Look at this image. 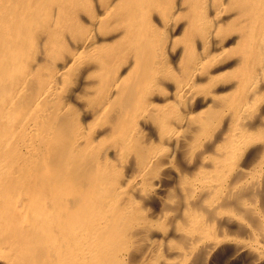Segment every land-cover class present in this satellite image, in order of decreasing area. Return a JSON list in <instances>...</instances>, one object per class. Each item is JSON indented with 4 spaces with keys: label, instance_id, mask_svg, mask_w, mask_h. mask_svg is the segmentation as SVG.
Masks as SVG:
<instances>
[{
    "label": "bare ground",
    "instance_id": "6f19581e",
    "mask_svg": "<svg viewBox=\"0 0 264 264\" xmlns=\"http://www.w3.org/2000/svg\"><path fill=\"white\" fill-rule=\"evenodd\" d=\"M14 1L0 0V25L5 24L6 15L10 14L12 5L15 9L18 7L20 0H17V4ZM113 1H110L112 3L108 1L104 6L101 17H99L100 13L98 16H94V14L90 18L87 17L89 26L84 38L75 44L74 49L72 48L73 51L69 56H66L67 58L63 62L49 63L52 68L42 71L43 86L29 109L19 115V118L12 117L10 109L14 103L25 96L28 82L38 69L37 67H40L42 56L39 55L36 60H34L35 58L32 61L29 60L25 75H21L20 70L12 71L14 72L11 74L13 86L0 111V128L4 131L0 133V193L6 189L2 187L5 183L4 179L11 174H23L29 178L43 172L38 168L39 160L44 153L43 142L51 134L57 117L52 119L53 122L50 123L48 129L43 128V118L52 109L47 101L59 99L55 106L57 114L64 112L72 102H78L77 97H71L73 92L70 93L72 95L68 93V90L66 92L67 85L72 82L70 79L67 80V76L69 78L68 74L75 66L77 68L84 65L89 52L90 54L97 53L98 49L104 45V41L108 40L98 37L97 28L102 18L114 10L113 3L116 0ZM227 1L198 0V8L196 5V10L193 11L194 17L200 29L205 33L199 39H197L198 36L196 38L200 40L199 44H202L197 57L188 68L186 76L174 83L173 91L167 93L162 99L163 104L155 103L158 98L155 99L150 94L145 98V102L142 99L144 104L138 109L133 106L135 112L130 121L132 125L126 126L124 131L116 133L115 144L97 146L95 141L96 134H98L97 136L107 135L110 137L109 129L98 125V118L102 110L109 107L112 97L119 92L120 76H117L111 83L109 95L101 103L100 109L94 110L93 113L88 110L83 111L84 116L90 114L89 117L92 120L90 119V122L81 120L79 125L75 126L74 140L69 151V164L73 157H83L99 148L103 150V155L99 160L102 180L93 184V189H91L93 191L86 194L80 193V197L84 198V205L81 208V212L84 214L82 219L80 215L76 217L80 212L75 213L69 209L68 204L72 195L79 196V194L66 181H64L65 183L60 180L59 182L55 181L53 197L56 199V205H53V202H50L51 206L48 205L53 210V217L46 214L48 207L43 210H40L42 207L33 209L37 211L34 214V226L37 225L43 229L42 231L36 228V233L41 239L53 236L52 241H55L50 250V259L53 262L58 264L59 261H61L60 264H101L97 261L99 256L108 255L117 249L122 252L118 247L119 241L122 238H130L134 245L143 247L145 253L142 251L144 258L141 263H139L140 260L135 261L130 257L129 264H215L217 259L222 256L223 251L228 248H234V251L227 253L225 257V260H229L227 263L231 260L238 264L244 261L248 264L249 262L250 264H264V21L262 23V18L260 22L257 21L258 15L262 13L264 15V0H254V3L249 7V12H253L252 22L249 24L250 28L247 34L244 35L247 38L245 44L251 47L255 53L254 63L248 64L249 54V56L240 57L236 62L229 64L232 66L233 64L236 66L242 64V68L243 65H249V67H245L249 72L243 74L240 79L227 82L228 84L222 88L221 83L217 82L219 77L214 74L225 67L222 58L227 47L231 43L239 42L237 41L239 38L244 40L243 35L239 33L232 36L226 44L217 42V31L225 19ZM149 2L151 1L149 0ZM64 3L59 6L61 2H54L56 4L54 6L57 9L68 8ZM140 4L136 3L135 5L140 6ZM139 6L138 9L141 10V6ZM259 6H261V12L258 10ZM181 7L183 8L182 5L178 8ZM138 9L135 11L139 13L137 15L139 19L143 9L140 12ZM150 11L149 14L152 12ZM177 11V6L172 7L162 22L160 21V25L158 24L160 27L150 23V20V26L151 24L153 26H151L152 33H161V30L170 31L174 28ZM72 13L73 11L69 12L74 16ZM66 15V19L72 18V16ZM143 17L141 15V18ZM254 17L257 19L256 23L253 21ZM75 18L71 20H75ZM47 27L45 25L44 31L32 38L33 43L36 44L35 51L39 48L38 44L46 41L49 34L51 35L52 30ZM131 29L126 31H131ZM148 32H151V29ZM133 35L135 34L133 33ZM134 39L136 40V38ZM133 41H129V43L132 44ZM213 43H215V48L209 50L207 46ZM165 51L166 49L160 46L158 51L153 52V62L155 61L156 66L158 60L165 56ZM17 56L18 59L21 57L19 52ZM207 65H212L215 69L205 72ZM242 68L243 71L244 68ZM153 78L142 84L143 90L147 93H151V89L154 87L161 88L168 83L162 75ZM207 79L213 82L212 91L206 96H199L198 84L201 80ZM86 87L88 89L86 92L92 93V89ZM226 90L228 93L230 91L231 95L222 103L219 97ZM195 100L199 102L196 107L192 104ZM137 105L139 106V104ZM203 106L209 107L211 113L218 110V117L213 120L206 117L202 122L192 121L193 117L198 116L197 109ZM151 111L157 112L160 116L158 133L145 138V143L150 146V151L144 162L136 169L131 170L129 169L132 163L131 157L130 159L127 157L131 139L134 135L138 136L143 133L147 126L151 125L147 119V115ZM88 133H92L91 138L86 136ZM60 142L62 139L55 145L56 150L61 146ZM56 155H53V162H55L53 170L59 174L56 167L59 154ZM177 155L180 156L179 158L182 157L185 169H180L176 165L174 158ZM120 171L126 172V176L117 182L116 176ZM71 172L68 174L76 176L78 174L77 170L73 172L77 174ZM63 173L65 171L60 170V174ZM111 174L115 175L117 181L116 179L113 181L114 177L111 178ZM49 175L51 176V174ZM106 177L111 179L108 180ZM68 187L71 189L70 193H68ZM91 195L97 196V198L94 199ZM154 197L159 199L165 207L160 211H154L151 216L153 219L163 221L165 229L155 228L152 223L121 226V224H125L128 215L136 210L144 211L149 206L151 207ZM97 199L102 202L99 204L100 206L94 205ZM89 200L94 203L88 202ZM64 205L68 210H65ZM64 213L69 215L68 219L66 215L67 222L58 221V217H64ZM29 215L31 216V213ZM113 216L118 224L116 234H108L107 231L103 233L102 229ZM81 220H85V224ZM33 223L30 222L31 225ZM237 229H241L242 232H238ZM58 232L62 237L61 243H58L56 238ZM106 234L108 235L106 236ZM100 236L103 237L101 238L104 243L102 250L105 253L96 249L95 241L97 242ZM23 247L25 248V246ZM246 256H251L252 261L250 259L249 262H246ZM106 264L117 263L107 262Z\"/></svg>",
    "mask_w": 264,
    "mask_h": 264
},
{
    "label": "rangeland",
    "instance_id": "374dc122",
    "mask_svg": "<svg viewBox=\"0 0 264 264\" xmlns=\"http://www.w3.org/2000/svg\"><path fill=\"white\" fill-rule=\"evenodd\" d=\"M108 1L109 3H112L110 1L113 0H20L16 9L12 5L10 14L6 15L7 19L5 20V24L0 25V111L13 86L11 74L14 72L12 71L20 70V74L25 75V73H27L26 70H28L27 64L29 63V60L32 61L33 58L36 60L39 58V55L42 56V59L40 60V67H37L38 69L33 74L30 82H28L27 92L24 94L25 96L14 103L10 109L12 117L19 118V115L29 109L30 105L33 101H35L34 99L36 98L37 93L43 86V82L41 81L42 71L50 70V68H52L50 67V64L63 62V60L67 58L66 56H69V54L73 51L75 44H78L79 41L81 42L84 38L86 29L89 26L87 17L90 18L91 15L95 14L94 16H98V13L101 14L102 9ZM138 1L134 0V3L133 0H116V2L114 0V10L108 16L102 18V21L99 23L97 28L98 37H104L108 40L104 41V45L98 49L97 53L90 54L89 52L87 54V62L85 60L83 65L84 67L78 66L76 68L75 66V68L71 69L70 72L68 71L69 78L67 76V80L70 79L72 82L67 85L66 92L69 91V94L73 92V95L70 94L72 95L71 97H77L78 102L81 101V105L80 103H76L74 101L64 112L57 114L55 106H57L59 99L55 101H47L48 105L52 109L49 111L48 115H46L47 117L45 116L43 118V128L48 129L50 127V123L53 122L52 119L56 116L57 117L55 118L56 121L51 134H49L43 142L45 145L43 149L44 153L41 155L38 165V168H40L43 172L35 174L29 178H26L23 174H11L9 177L4 179L5 183L2 187H5L6 189L0 193V202L3 201L0 203V264H58L50 259V250L52 249V244H55V241H52L53 236H46L41 239L35 231L36 228L42 231L43 229L40 226H34V214H36L37 211L33 209L42 207L40 210H43V208H47L48 205L51 206L50 202H53V205H56V199L53 197L55 192V181L59 182L60 180L62 183L66 181L68 182V185L79 194V196L72 195L70 203L68 204L69 209L75 213L80 212L76 215V217L80 215L82 219L84 214L81 212V208L84 205V198L80 197V193L86 194L87 192L93 191L91 190L93 189V184L99 183L100 179L102 180L99 169V160L103 155V150L99 148L85 154L83 157H73L71 164H69V151L74 140L75 126L79 125L81 120L82 122L84 120L85 122H90L92 120V118L89 117L90 114H85L84 116L83 111L88 110L90 113H93L94 110L97 111L100 109L101 103L109 95V89L112 85L111 83L117 76H120L121 84L119 92L112 97L109 107L102 110L98 118V125L102 128H108L110 131L108 135L110 137L107 135L97 136L98 134H96L95 141L97 146H107V144L110 143L115 144L114 137L116 133H120V131L125 130L126 126L130 127L132 125L130 121L131 118H133L132 116L135 112L134 110L144 104L145 98L152 94L153 98H158V100H155V103L163 104L162 99L167 93L173 91L174 83L180 81L186 76L188 68H190L193 60L197 57L199 49L202 47V44H199L200 40L197 39L205 33L200 29L194 17V12L196 10L195 6L197 5L196 7L198 8V0H150L151 2L147 0L148 3L146 0ZM54 2H61L59 6L65 2L68 8L64 7L57 9L56 6H54L56 5ZM117 2L120 4H116ZM227 2V11H225L224 17L225 19L217 31V42L218 44H226L231 40L232 36L235 34L238 35L239 33L243 35L244 40L239 38V40H237L239 42L231 43L229 47H227V51L222 58L225 67L223 70L214 74V76L219 77L217 82L221 83L222 88L228 84L229 81L238 78L240 79L243 77V74H248L249 71L245 67H249L250 64L254 63L255 58L253 49L245 44V40L247 38L244 37L250 28L249 24L252 22L251 18L253 12H249V7L254 3V0H228ZM14 3L17 4V0H15ZM136 3H141V10L140 8L138 9L139 5H135ZM144 5L147 9L144 8ZM180 5L183 6V8L181 7L182 9L178 8ZM131 6L137 7L132 8ZM149 6L151 7L149 8ZM176 6L178 11L175 15V29L172 28L170 31L161 30V33H152V24L159 26L163 18L167 16L170 9ZM137 9L139 12L143 9L139 19L137 18L139 13L135 11ZM258 10L259 12L262 11L261 6H259ZM72 11L74 16L69 14V12L71 13ZM149 11L151 14H149ZM65 12L68 14V17L72 16L73 19L76 16L75 20H71L72 18L66 19L67 15ZM236 12H239V14ZM132 15L134 16L132 17ZM141 15L142 17L144 15V17L141 18ZM261 15H263V13ZM261 15H258V20L255 18L257 16L256 15L254 17L255 20L253 21L255 22L257 20L260 22L262 18L261 21L263 23L264 15ZM101 16L102 14L99 15V17ZM135 19L138 20L136 21ZM149 22L152 23V27ZM131 23H134L132 24L133 27ZM45 25L48 26L47 28H51V35L49 34L47 40L40 43L42 44L44 42L42 45L38 44L39 48L35 51L34 46L36 44L33 43L32 38L36 36V34L43 32ZM145 27H149L148 29H151V32H148L149 30ZM127 29H131V31L127 32ZM144 29L145 31L148 30L145 35V31L143 32ZM133 33L135 35H133ZM131 36L136 38V40ZM132 40H134V43L130 44ZM129 41L131 42L129 43ZM160 46L163 47V49H166V51L164 54L165 56L158 60V64L156 66L154 64L155 61L153 62L154 58L152 56H154L153 52L158 51V47ZM207 47L209 50L213 49L215 48V43L209 44ZM133 48L134 51L132 50ZM18 52L21 55L19 59L17 56ZM251 53L253 54L251 55ZM247 55L251 59L249 58L248 66L243 65V71L241 70L242 64L237 66L235 64H233V66L229 65L236 62L237 59L239 60L240 57L242 58ZM213 69L215 68L212 65H207L205 67V72L213 71ZM160 75L164 76L168 81L166 86L161 88L154 87L151 89V93H147V91L143 90V82H146L147 80L150 81L153 77L155 78ZM67 80L66 82L69 83ZM212 85L213 82L208 79L201 80L197 88L199 96H206L210 94L212 91ZM86 86L92 89V93L86 92L88 91ZM139 87L141 91L139 90ZM140 92L143 93L141 94ZM143 94L146 96L144 97ZM229 95H231L230 91L228 93L226 90L221 93L219 99L222 100L223 103ZM197 100L192 103L195 107L199 104ZM137 104H139V106ZM133 106L138 107H135L134 109ZM209 112V107H200L196 111L198 116L193 117L192 121L202 122L206 117L211 120L218 117V110L215 113ZM54 113H56V115H54ZM147 119L151 122V125L149 124V126H147L148 129L146 128L143 133L132 137L130 148L127 151V157L129 159L131 157L130 161L132 163L129 168L131 170L134 168L136 169V167L141 165L150 151V146L145 143V138L158 133L160 121L158 113L155 111L149 112ZM2 132L4 131L0 128V133ZM86 136L91 138L92 133H88ZM60 139H62V142L59 143L61 146H59L57 149L59 151L57 152L55 145L58 144L57 142H59ZM55 154H57L56 156L59 154V161L57 163L58 166H56L59 174L55 173L53 170L55 165V162H53V155ZM177 156L174 158L176 165L180 169H185L182 157L179 158L180 156ZM60 170L62 172L65 171L66 174H60ZM76 170L78 174L73 173ZM70 171H72L71 173L73 174H77V176L68 174ZM120 172L116 176L118 181L114 177L115 175H110L111 178L114 177L113 181L116 179L117 182H120L122 177L126 176V172ZM49 174H51V176ZM107 178L108 180L111 179H109V177H106V179ZM70 192L71 189L68 187V193ZM91 196H93L94 199L97 198V196ZM88 202L92 201L89 200ZM99 204H102V202L98 199L95 200L94 205L97 206ZM162 205V202L154 197L151 201V207L149 206V208L144 211L136 210L132 214L128 215L125 224H121V226H131L138 223H152L155 228L160 230L165 229L166 227L163 221L153 219L151 216L154 211H160L165 207ZM66 207L67 206H65V208ZM65 210L68 209L66 208ZM30 213L31 216L29 215ZM46 214L53 217V210L48 207V212L46 211ZM66 215L67 214L64 213V217H58V221L67 222ZM68 216L69 215H67V219ZM81 221H83V224L86 222L85 220ZM30 222L33 224L31 225ZM117 226V220H115L113 216L107 225H105V228L102 229V232L105 233V231H107L106 233L108 234H116L115 231H117ZM237 231L242 232L241 229H237ZM108 234H106V236ZM56 235L58 243H61L62 237H60L59 232ZM101 238L103 237L100 236L99 240H97V242L95 241L96 249L105 253V251L102 250V248H104V243H102ZM23 246H25V248ZM118 247L122 250V252H119L117 249L116 251H111L108 255L102 254L97 258V261L101 264H106L107 262L129 264V259L131 257V259H134L135 261L140 260L139 263L142 262V258H144L143 252L145 253V249L141 246L138 247L134 245L130 238H122L118 243ZM228 249L223 251L222 256L217 259L215 264L235 263L231 260L227 263L229 260H225L227 253H232L234 251V248ZM64 254L66 255V253ZM250 259L252 261L251 256L245 257L246 262H249ZM60 263L61 261H59V264ZM240 264L248 263H245L244 261Z\"/></svg>",
    "mask_w": 264,
    "mask_h": 264
}]
</instances>
